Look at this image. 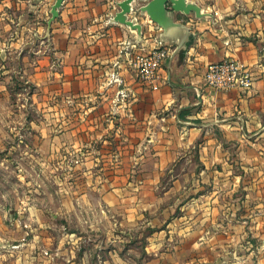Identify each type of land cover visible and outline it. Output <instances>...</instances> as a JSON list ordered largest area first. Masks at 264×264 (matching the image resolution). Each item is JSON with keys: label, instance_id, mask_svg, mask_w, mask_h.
Wrapping results in <instances>:
<instances>
[{"label": "crops", "instance_id": "0c3cea01", "mask_svg": "<svg viewBox=\"0 0 264 264\" xmlns=\"http://www.w3.org/2000/svg\"><path fill=\"white\" fill-rule=\"evenodd\" d=\"M119 1L64 0L50 21L55 0H0V75L21 74L68 120L53 151L112 170L124 194L132 186L135 216L180 218L202 246L234 250L229 264H264V0H193L206 14L175 12L168 33L143 14L141 36L113 21ZM160 42L173 50L153 88L136 55ZM227 57L251 70L249 91L206 86L207 65Z\"/></svg>", "mask_w": 264, "mask_h": 264}, {"label": "rangeland", "instance_id": "374dc122", "mask_svg": "<svg viewBox=\"0 0 264 264\" xmlns=\"http://www.w3.org/2000/svg\"><path fill=\"white\" fill-rule=\"evenodd\" d=\"M11 80L0 75V264L230 263L234 250L202 246L201 234L181 232L180 218L167 227L135 216L132 186L124 194L112 170L86 167L83 154L64 147L53 151L68 120L54 119L21 74ZM103 176L113 185L102 186Z\"/></svg>", "mask_w": 264, "mask_h": 264}, {"label": "built area", "instance_id": "2783aa9c", "mask_svg": "<svg viewBox=\"0 0 264 264\" xmlns=\"http://www.w3.org/2000/svg\"><path fill=\"white\" fill-rule=\"evenodd\" d=\"M172 48L166 43L160 42L155 48L143 50L136 55V68L139 78L148 82L153 88L158 87L159 69L166 58L172 53ZM205 84L217 90H229L238 87L249 91L253 86L254 76L244 62L234 57H227L207 65L205 72ZM114 81L120 80L113 77ZM125 90L120 91L124 96Z\"/></svg>", "mask_w": 264, "mask_h": 264}, {"label": "water", "instance_id": "95a60500", "mask_svg": "<svg viewBox=\"0 0 264 264\" xmlns=\"http://www.w3.org/2000/svg\"><path fill=\"white\" fill-rule=\"evenodd\" d=\"M136 0H121L118 2L119 11L112 17L113 21L120 22L128 25L132 29L136 30L138 34L142 35L143 25L139 20L129 17V13L133 10V3ZM64 0H55L51 13V20L57 18L60 8L63 5ZM139 11L141 14L147 15L152 21H154L158 27H160L165 33H168L173 28L181 26L180 22H176L175 12H182L185 14L195 13L198 17H203L206 13L203 9L193 0H139ZM162 40L166 41L162 35ZM141 39L135 40L139 42ZM175 50L173 51V53Z\"/></svg>", "mask_w": 264, "mask_h": 264}]
</instances>
